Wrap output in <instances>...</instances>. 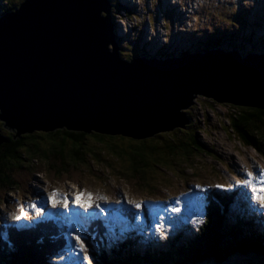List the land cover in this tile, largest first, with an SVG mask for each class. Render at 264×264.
Here are the masks:
<instances>
[{"label":"water","instance_id":"95a60500","mask_svg":"<svg viewBox=\"0 0 264 264\" xmlns=\"http://www.w3.org/2000/svg\"><path fill=\"white\" fill-rule=\"evenodd\" d=\"M120 50L109 0H24L0 16L4 128L144 140L184 128L198 96L264 109V53L127 59Z\"/></svg>","mask_w":264,"mask_h":264},{"label":"rangeland","instance_id":"374dc122","mask_svg":"<svg viewBox=\"0 0 264 264\" xmlns=\"http://www.w3.org/2000/svg\"><path fill=\"white\" fill-rule=\"evenodd\" d=\"M115 1L119 6L121 4L126 5L133 14L132 17L126 16L124 19H120L118 16L120 12L118 10L115 11L118 32L120 34L126 33L128 39L131 41L136 42L138 39L141 45L151 47V53L153 54L164 42L170 50H174L177 53L180 52L178 50L181 47H178L181 42L179 41L180 38L185 42L192 43L195 47L193 42L201 38H209L210 34L214 31L235 35V33H232L234 29H241L238 26L241 16H248L252 20H259L264 25V0H185L190 2L191 6L195 7V10L191 8V11L195 12L194 15L185 12L187 8L184 9V7L188 6L187 4L176 3L174 0H127L130 4H127L126 0ZM135 2L138 6L133 5ZM172 6H175V8L179 6L175 9L174 14H172L173 20L167 16L165 17V12L167 14L169 10L174 9ZM180 12L183 16L180 15ZM237 13L239 16H236ZM185 20L186 26H182ZM234 22L237 25H234ZM154 23L156 24L154 25ZM253 26V28L248 26L244 35L248 36L254 31L255 36H261L263 34L261 38H264V28L259 29L256 24ZM156 29H160V32L158 31L157 36L152 38L151 35L157 32ZM165 33L167 34L166 36ZM160 34H163V36L160 37ZM149 41L153 42L150 43ZM124 43V41L121 42L122 47ZM125 52L127 55L133 54L129 50ZM233 107L235 106L232 104L218 103L210 98L198 96L189 111L192 113L191 117L196 123V127H198L196 128L198 129V138L209 151L195 152L189 163H186L182 155L178 153L173 157L170 154L166 155L169 160L167 164L164 161L147 159L144 166H138V169L145 171L144 178H142L140 184L132 177L135 169L131 168V155L128 150L126 152L130 158H123V155L120 154L121 151L114 148H109L107 152L101 153V160H93V158L89 157L90 163H87V166L79 165V167H74V169L72 168L73 171L68 175L61 176L44 168L37 170L33 174H28L26 177L27 180L24 181V186L20 192H10L3 195L4 201L0 205V226L2 222L5 224L11 223L10 217L12 216H20L21 220L18 222L21 221L23 223V220L29 221L32 219L34 221L36 216L43 213V209L39 207H33V210H30V201H33L31 193L38 192L40 196L36 197V199L41 197L47 202V192H51L52 190H56L61 197H69L70 200L74 198L76 192L85 190L93 193L94 197H107L108 202L118 200L127 203L128 200H131L140 203L141 208L137 209L138 211L136 213L140 214L134 218V224L130 229H127V222L130 221L129 217L123 218L116 225L118 224L123 231H128L132 235H135V237H139L142 234V240L136 244V249H139L141 252H143L144 247H149L150 251H157L162 247H166V240L170 241L169 236H173L174 233H178L179 231L187 230L190 225L201 221L204 217L205 210H203L202 215L194 216L196 218L194 221L187 219L186 216V218H183L185 222L182 221L179 226L180 221L175 220V218L179 220V213L175 212L176 216L172 217L169 215L168 218H165V208L160 206V210L155 212L157 225H148L147 217L142 211L144 208L142 206L145 203L156 200L157 198L160 199L161 197L178 198L184 194H189L190 188L196 192L201 189L202 191L215 189L216 187H213L214 185L225 186L216 188L222 193L239 194L241 192V196L246 198L248 195L243 191L246 187L237 185L235 182L245 179V172L251 171L256 176L260 169H264V150L259 152L251 145H243L236 134L230 130L229 115L233 111ZM0 123L3 122L0 121ZM0 127L2 126L0 125ZM185 128L183 129L185 130ZM2 130L5 131L3 127ZM184 132L188 133L187 131ZM176 133L180 132L178 131ZM150 138L152 139V137L146 139L150 141ZM124 144L127 145L128 143L122 142L120 145L122 146ZM113 154L115 155L113 156ZM67 179L69 181H66ZM197 185L199 187H196ZM228 185H231V187H227ZM122 196L124 199H122ZM97 201L94 200V203L97 204ZM253 202L259 204L257 201L253 200ZM189 203L193 202L189 201ZM124 209H127V206H124ZM44 210L46 209L44 208ZM190 210L191 205L189 204L188 212ZM149 212H151L149 214H151V218L154 220V213L150 209ZM261 213H263V210H261ZM231 215L234 217L235 214L231 212ZM38 219L36 217L35 221ZM76 226L77 231L80 228L82 229L80 227L81 225ZM197 226L193 231L196 232L198 230ZM161 229L165 231V234L160 232ZM260 230H263V228L261 227ZM107 232H110V234H97L95 231L92 232L90 230L91 240H94L98 244L95 245L96 250L103 248L107 253L112 252L113 254L109 255V259H113V257H117L119 260L123 259V254L126 250L117 241V238L121 236L116 231L115 236L111 234L112 230H107ZM223 232L227 234V230ZM76 234L77 232H75ZM99 237L103 241H99ZM184 238H189L188 232ZM36 244L40 246V239H38ZM72 245H75V242L69 243L70 247L67 246L64 249L65 252L69 253V251H73L74 253H81V257L83 258V253L75 250ZM86 245L85 247L88 250L89 246ZM76 247L78 248V246ZM0 249V264H2L4 261V255L2 256V254H5L6 251L2 246L1 238ZM45 250L46 247L38 249L37 255L34 258L35 264L40 263L43 251ZM97 254L100 255L99 252ZM76 258L77 256L72 254V260ZM97 259L98 262H102L101 257H97ZM131 259L129 258L127 261ZM91 261H93L92 256ZM154 261L157 264L160 260ZM84 264H87L86 261H84Z\"/></svg>","mask_w":264,"mask_h":264},{"label":"trees","instance_id":"16d2710c","mask_svg":"<svg viewBox=\"0 0 264 264\" xmlns=\"http://www.w3.org/2000/svg\"><path fill=\"white\" fill-rule=\"evenodd\" d=\"M3 1L6 4L0 6V15L6 12L9 6L14 5L12 9L14 8L15 11V8L22 2V0ZM109 1L116 4L115 8L122 9V6H119L115 0ZM236 16H239V14L237 13ZM243 17L241 16L239 19L240 24L238 26L241 29H234V32H232L235 35L215 31L210 38L206 39L207 41H199L203 43V47L199 50L206 52L214 48L238 49L246 55L248 47L254 45L251 50L264 52V38L259 37L258 41L254 43V31L250 36L244 35L245 30L251 24L248 16ZM260 22L258 21L256 26L263 29L264 25ZM233 24L237 25L235 22ZM118 39L121 46V39ZM164 48L157 54L150 55L137 39L136 42L129 41L125 46H121V52L122 56H127V59L133 57V54L148 58L170 57L165 45ZM126 50L131 51L133 54L127 55ZM232 109L233 111L229 115L230 130L236 134L243 145H251L259 152L263 151L264 109L245 107H233ZM188 114L190 122L185 126V130L178 128L176 131L159 133L153 136L152 139L150 138V141H148L149 139L135 140L124 136L104 135L97 132H76L67 128L50 132H26L17 136L16 133L6 130L2 125L3 123H0L5 130L3 131L0 127L1 134L6 139L0 143V205L4 201L3 195L6 193L20 192L28 174H33L44 168L61 176L68 175L74 167L87 166V163H90L89 157L93 160H101V153L107 152L109 148L121 151L120 154L123 155V158H130L126 152L128 150L131 155V168L135 169L132 177L138 184L141 183L145 174V171L138 169V166H144L147 159L160 160L167 164L169 160L166 155L170 154L173 157L178 153L182 155L186 163H189L195 152H208L209 150L204 147V144L198 138V129H196L198 127H196V123L191 117L192 113L189 111ZM178 131L180 133H176ZM122 142L128 144L121 146ZM66 181H69V179ZM224 212L225 209L220 204L211 207V214L206 219L207 222L203 226L201 234L191 246L188 244L187 247L182 246L176 251L161 255L156 250H152L151 254H148L150 257H147L144 262L137 260V257L130 261H124L119 260L117 257L109 259L110 256L107 255L102 262L97 264H156L154 260H160L157 264H237V261L238 264H264V243L259 236L242 234L237 230L238 226L231 223L226 226L227 234L223 235L221 233L219 236L223 228L219 214ZM10 234L14 246L11 250H7L11 247L10 237L3 235V232L0 231L1 243L6 251L5 254H2V256L4 255L2 264H35L34 257L38 251L34 244L37 240L36 237L28 233H20L14 229ZM41 262L42 260H40Z\"/></svg>","mask_w":264,"mask_h":264},{"label":"snow or ice","instance_id":"6c2138e0","mask_svg":"<svg viewBox=\"0 0 264 264\" xmlns=\"http://www.w3.org/2000/svg\"><path fill=\"white\" fill-rule=\"evenodd\" d=\"M245 175V179L242 180H238L235 183L237 185H242L245 186L249 192L251 193V198L254 201L259 202V206L261 208H264V169H260L258 175L254 176L253 172L248 171L244 173ZM196 187H199V185H197ZM213 187L216 188H222L225 187L223 185H214ZM227 187H231V185H228ZM191 188L189 189V192H191ZM202 191V189H201ZM47 197H48V202L52 205V207H57V206H62L63 208L67 209L69 203L71 202V204L79 207V208H83L85 209V211H87V209L92 208V207H96L99 208L100 205L94 203V200H101V201H105L107 202V197L104 196H95L94 194L91 192H87L85 190H80L78 192H76L74 198H72L71 200L69 199V197L67 196H63L61 197L59 195V193L56 190H52L51 192H47ZM115 203L119 204L120 201H115ZM127 203L134 205V207L136 209H140L141 208V204L135 201H131L128 200ZM177 203H179V200H177ZM33 207H35V205H33ZM172 211L174 212H179L180 210L178 208H173ZM12 219L14 221H19L21 220L20 216H12ZM69 220V228L71 229L72 233L76 232V229L72 228V221L76 220V214L74 213L72 216L68 217ZM79 222V221H76ZM29 225L27 224H20L17 225L18 228H25L28 227ZM71 239L75 241V245H72V247L79 251L82 252L83 255V260H88V250L85 247V244L83 242V240L81 239L80 235H71ZM78 246V248L76 247ZM90 264V262H89Z\"/></svg>","mask_w":264,"mask_h":264},{"label":"clouds","instance_id":"9594fccd","mask_svg":"<svg viewBox=\"0 0 264 264\" xmlns=\"http://www.w3.org/2000/svg\"><path fill=\"white\" fill-rule=\"evenodd\" d=\"M1 3H2V5H1ZM6 3L3 1V0H0V6H4ZM118 4V3H117ZM119 5V4H118ZM116 10H117V8H115ZM8 7H7V11L6 12H4L5 14L8 12ZM114 19H116V18H114ZM113 19V21H114V23L116 22L115 20ZM115 29L118 31V28H117V26L115 25ZM117 35V41L119 40L118 38H119V34H116ZM123 35V34H122ZM128 42V41H127ZM189 42H192V41H189ZM188 43V42H187ZM189 45H187V46H185V48H187V47H189L190 48V46H192V43H188ZM193 44L195 45V49H196V47H197V49H196V51H198L199 49H201V47H203V43L202 42H199V41H197V42H193ZM120 46V45H119ZM121 47V46H120ZM199 47V48H198ZM185 49V53H183L182 55H185V54H188V52H189V50L190 49ZM188 50V51H187ZM209 51V50H208ZM198 52H202L201 50H199ZM197 52V53H198ZM207 52V51H206ZM248 53V52H247ZM242 54V53H241ZM242 55H244V54H242ZM247 55V54H246Z\"/></svg>","mask_w":264,"mask_h":264},{"label":"bare ground","instance_id":"6f19581e","mask_svg":"<svg viewBox=\"0 0 264 264\" xmlns=\"http://www.w3.org/2000/svg\"><path fill=\"white\" fill-rule=\"evenodd\" d=\"M124 1H125V0H124ZM4 15H5V13L1 14L0 16H2V17H3ZM210 99H212V98H210ZM16 164H17V163H16ZM62 180H64V179H62Z\"/></svg>","mask_w":264,"mask_h":264},{"label":"flooded vegetation","instance_id":"af4514ba","mask_svg":"<svg viewBox=\"0 0 264 264\" xmlns=\"http://www.w3.org/2000/svg\"><path fill=\"white\" fill-rule=\"evenodd\" d=\"M1 5H2V3H1Z\"/></svg>","mask_w":264,"mask_h":264}]
</instances>
